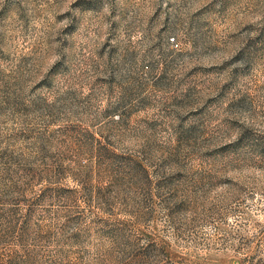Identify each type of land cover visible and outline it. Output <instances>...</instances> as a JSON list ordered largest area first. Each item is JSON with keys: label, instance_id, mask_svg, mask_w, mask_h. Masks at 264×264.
Wrapping results in <instances>:
<instances>
[{"label": "rangeland", "instance_id": "rangeland-1", "mask_svg": "<svg viewBox=\"0 0 264 264\" xmlns=\"http://www.w3.org/2000/svg\"><path fill=\"white\" fill-rule=\"evenodd\" d=\"M0 264H264V0H0Z\"/></svg>", "mask_w": 264, "mask_h": 264}]
</instances>
